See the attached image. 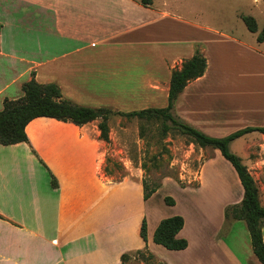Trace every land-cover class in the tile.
<instances>
[{"label":"crops","instance_id":"0c3cea01","mask_svg":"<svg viewBox=\"0 0 264 264\" xmlns=\"http://www.w3.org/2000/svg\"><path fill=\"white\" fill-rule=\"evenodd\" d=\"M165 1L0 0V111L6 99L23 96L22 86L33 75L40 84H57L63 97L78 105L124 113L165 108L173 70L202 45L207 70L180 95L175 114L218 138L264 127V50L248 38L185 20ZM26 133L29 142L0 145V264H122L123 254L145 248L139 232L144 218L150 229L151 198L144 200L143 183L132 180L133 173L122 182L105 175L107 143L98 122L77 126L37 118ZM248 136L237 156L258 183L264 205V134H246L231 148ZM214 155L223 159L219 150ZM209 159L199 187H183L167 177L161 189L167 183L184 194L204 188ZM235 174L229 175L237 204L244 189ZM217 178L222 194L227 184ZM127 192L135 208L115 215L128 207L121 200ZM229 205L224 202L215 211L188 207L187 213L159 218L148 237L149 250L166 264L216 258L225 264H261L246 223L225 218ZM174 217L184 220L177 234L187 242L183 250L155 242L161 223ZM237 233L247 240L241 256L239 245L228 240Z\"/></svg>","mask_w":264,"mask_h":264},{"label":"rangeland","instance_id":"374dc122","mask_svg":"<svg viewBox=\"0 0 264 264\" xmlns=\"http://www.w3.org/2000/svg\"><path fill=\"white\" fill-rule=\"evenodd\" d=\"M165 2L169 11L182 16L185 20L240 38H248L250 42L256 43L264 50V42H258V36L264 30V0H166ZM242 16L255 18L259 32L251 33L242 20ZM110 124L113 130L111 131L110 142L106 145L107 161L104 173L114 182H122L124 178L130 176V173H133L132 180L141 183L145 181L150 188L162 184L167 177L176 180L183 187L197 188L201 183L203 165L210 158V163L203 173L204 188L191 190L194 191V194H184L173 183H167L151 197L148 204V221L150 224L148 237L152 233L155 222L161 217L172 216L176 212L187 213L188 207H213L212 209L215 211L224 202L234 204L236 201L232 199L230 190V187H233L230 185L232 183V176L230 175L232 172L234 176L236 172L228 161L215 156L213 149L201 150V148L189 143L185 137L174 133L162 139L157 124L145 123L137 118L128 119L113 116ZM142 127H146L143 134ZM250 138L248 136L235 142L231 148L232 152L240 156V150ZM143 165L146 166L144 170ZM217 175L224 177L227 184V189L224 187L222 194L219 193L220 188L217 185L221 179L219 180ZM132 198L133 195L127 192L121 200H125L128 207L125 210L115 212V215L119 212L121 214L127 213L130 209L133 210L135 208L133 207V200L129 201ZM216 218L217 215L214 222H216ZM201 221L204 222V219ZM211 225L212 223H208L206 226ZM225 233H222V237L227 239ZM228 240L229 242L232 240L234 246L238 244L237 252L239 256L243 255V251L247 247V240L239 233L237 236L229 237ZM193 256L191 255L189 258H193ZM198 262L199 264L226 263L219 258L215 260L204 259ZM126 264L166 263L155 255L150 256L149 252L143 249L141 253H131ZM177 264H179L178 259Z\"/></svg>","mask_w":264,"mask_h":264},{"label":"trees","instance_id":"16d2710c","mask_svg":"<svg viewBox=\"0 0 264 264\" xmlns=\"http://www.w3.org/2000/svg\"><path fill=\"white\" fill-rule=\"evenodd\" d=\"M143 5H151L152 0H142ZM248 30L251 33L259 32L255 18L242 16ZM2 25L0 24V34ZM258 42H264V30L258 36ZM207 58L202 45H197L192 58L185 60L181 68L172 72L168 105L165 108H148L139 111L124 113L112 108H93L78 105L63 97L61 88L54 83L40 84L33 78L22 86L23 96L17 100L6 99L3 110L0 111V145L11 146L23 142H29L26 133L27 126L37 118H52L57 121L73 123L84 126L92 122H98L100 138L106 143L110 142V122L113 116H121L128 119L137 118L145 123L157 124L162 139L169 134H177L185 137L189 143L196 147L219 150L237 172L244 196L240 203L229 205L225 209V218L229 221H244L247 225L253 253L261 264H264V205L261 201V190L253 175L242 160L231 150V144L238 138L252 133L264 134V127H247L231 133L226 137H212L190 124L181 120L175 114V105L186 87L193 81L203 77L207 70ZM146 127H142V134ZM106 168V167H105ZM143 170L146 166H142ZM105 171V169H104ZM53 186L57 187V181L52 179ZM144 200H149L161 187L156 185L150 188L143 182ZM1 218V216H0ZM184 226L182 217H174L164 220L155 234V242L172 250H183L187 242L177 238V234ZM145 242L144 250L154 256L148 248V223L144 218L140 232ZM141 253L142 250L135 251ZM131 253L121 256L122 264H126Z\"/></svg>","mask_w":264,"mask_h":264}]
</instances>
